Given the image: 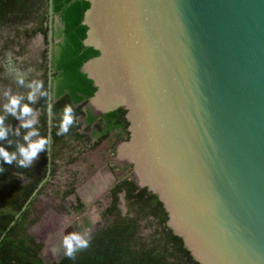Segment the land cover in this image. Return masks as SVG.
I'll use <instances>...</instances> for the list:
<instances>
[{
    "label": "water",
    "instance_id": "95a60500",
    "mask_svg": "<svg viewBox=\"0 0 264 264\" xmlns=\"http://www.w3.org/2000/svg\"><path fill=\"white\" fill-rule=\"evenodd\" d=\"M84 1L86 108L126 111L119 165L196 262L264 264V0Z\"/></svg>",
    "mask_w": 264,
    "mask_h": 264
},
{
    "label": "trees",
    "instance_id": "16d2710c",
    "mask_svg": "<svg viewBox=\"0 0 264 264\" xmlns=\"http://www.w3.org/2000/svg\"><path fill=\"white\" fill-rule=\"evenodd\" d=\"M33 3L34 0H0V30L5 23L20 21L22 12L31 8ZM52 6L53 12L60 14L63 29L59 33L61 41L51 58L55 81L51 90L55 100L52 102L51 99L50 107L51 156L69 145L70 139H88L84 132L97 120L96 116L82 109L96 87L80 68L87 60L98 55L97 50L82 43L87 31L82 19L89 3L84 0H52ZM39 31L46 34L45 30ZM2 75L0 64V83L4 82ZM45 87L46 82L35 104L41 111L39 125L34 126L38 138L47 137L48 133L47 107L50 101ZM22 103L33 106L28 98L22 99ZM67 105L73 109V122L67 131H61L62 114ZM125 114L126 111L119 108L102 116L106 127L102 128L98 123L93 129L97 143L115 129L120 130L118 136L129 135ZM83 116H86V127L80 132L81 122L78 119ZM20 122L16 116L6 114L4 124L8 132L0 140L9 154L16 153L11 163L0 160L3 169L0 172V264H199L185 248L182 239L166 226L168 216L157 196L145 187L139 188L129 177L121 180L112 190V203L104 212L108 222L89 238V247L80 250L75 258L65 255L58 262L45 263L38 255L41 243H37L28 233L26 215L34 192L49 170L47 144L38 151L39 156L35 161L28 166L19 165L18 160L22 158L19 146L25 144L27 131L21 126L15 128ZM120 192L125 195L127 212L124 216L118 208L117 195ZM140 221L146 222L144 225L148 234H142Z\"/></svg>",
    "mask_w": 264,
    "mask_h": 264
},
{
    "label": "flooded vegetation",
    "instance_id": "af4514ba",
    "mask_svg": "<svg viewBox=\"0 0 264 264\" xmlns=\"http://www.w3.org/2000/svg\"><path fill=\"white\" fill-rule=\"evenodd\" d=\"M21 15L20 21L5 23L3 27H7V30L9 29L12 32H19L20 47L23 49L20 56L21 59H25V62L16 66L12 65L11 60L17 57L18 52V49H14V53L6 56L9 59L8 63L0 55V64L7 66V78L11 82H15L14 96L27 98L34 82H42V87L35 93L34 101H31L33 103L31 107L33 113L30 118L35 122L27 128V134L35 129V125H39L41 111L35 104L44 91V82H46L45 88L48 93V101H50L47 107V125L49 114L51 118L48 108L49 105L51 107V99L52 102L55 100L52 98L51 91L53 85H55L51 71V58L53 50L57 48L56 45L61 41L59 33L63 29V24L60 14L53 12L52 0H34L32 7L24 10ZM40 29L45 30L46 34H41ZM50 33L51 42H49ZM25 49H30V53L25 54ZM49 52L51 54L50 59ZM19 59V57L16 58V60ZM86 104L87 102L82 109L93 115L91 110L86 108ZM102 116H96L97 120L89 125L90 129L88 131L84 132L88 139H70L68 141L69 145L63 147L61 151H56L53 156H51V140H48L47 133L46 155L49 170L46 178L39 184L37 192L33 195L34 198L31 200L29 209L34 212L33 208L36 207L48 214L51 206L60 207V209L58 208L59 213L57 212L55 217L50 218L47 214V216L41 214L40 218L45 222L46 230L38 227L33 229V233L44 244V252L51 257L58 258V260L65 255V248L62 244L65 235L75 232L89 240L99 228L108 222V216L104 215V212L112 203V190L121 180L128 177L130 179L132 176V167L124 164L119 165L118 160H116L119 144L127 141L129 138H126L129 135L118 136L120 130L115 129L105 139L97 143L98 138L97 135H93V129L98 123H100V127H106L105 121L101 120ZM85 118L86 116H83L78 119L81 122L80 132H83L86 127ZM27 119L29 117L23 118V120ZM20 125L21 122L15 128L18 129ZM49 128L50 125L48 130ZM37 139V134L30 137L32 141ZM27 143L28 141H25L23 146H26ZM101 145L102 147L99 148ZM96 148H99V150L96 151ZM38 156L39 152L31 162L35 161ZM92 168L94 169L92 170ZM43 187L46 190L44 194H40ZM71 190L73 191L71 192ZM122 195H124V192L117 195L118 208L124 216L127 208L125 195L123 198ZM35 198L38 199L37 202L34 201ZM95 210L99 212L98 216H95ZM129 215L134 216V214ZM36 219L39 220V218ZM140 224L142 227L146 222L140 221ZM47 232L54 234L49 235ZM34 234L32 236H35Z\"/></svg>",
    "mask_w": 264,
    "mask_h": 264
},
{
    "label": "clouds",
    "instance_id": "9594fccd",
    "mask_svg": "<svg viewBox=\"0 0 264 264\" xmlns=\"http://www.w3.org/2000/svg\"><path fill=\"white\" fill-rule=\"evenodd\" d=\"M22 82V81H21ZM32 90L28 94V100L34 101L35 93L38 89L42 87L41 81L34 82V85L31 86ZM4 95L8 96V92L6 91ZM21 96H9V100L7 103H4L0 106V140L7 135L8 127L5 126L4 120L6 118V114H12L17 117V119L21 120V127L28 128L32 125L35 121L31 118L27 120H23V117H30L33 113V109L31 108L30 104L22 103ZM73 109L71 105L65 106L62 114L60 129L61 131H67L68 126L73 122L72 116ZM18 131V130H17ZM36 135V130L33 129L29 131L25 136L24 140L28 141L27 146H19V153L21 155V159L18 160L19 165L21 166H28L31 160L36 157L38 151L42 150L45 145L48 143L46 137H40L35 141L30 140V137ZM16 158V153L13 152L9 154L8 150L0 144V160L4 162L11 163L13 159ZM3 169L0 167V172ZM62 244L65 248V255L70 258H75L76 254L82 250L89 247V240L82 237L79 233H70L63 237Z\"/></svg>",
    "mask_w": 264,
    "mask_h": 264
},
{
    "label": "rangeland",
    "instance_id": "374dc122",
    "mask_svg": "<svg viewBox=\"0 0 264 264\" xmlns=\"http://www.w3.org/2000/svg\"><path fill=\"white\" fill-rule=\"evenodd\" d=\"M1 35H0V50H1V55L3 57V60L5 62L8 63V60L6 58L7 55H10L11 53H14V49H18V52H17V57L16 58H20L19 60H16V58H13L11 61H12V65L13 66H16L20 63H23L25 62V59H21V52L23 51V49L20 47V39H19V35L18 33L19 32H12L11 30H7V27H3L1 30ZM19 47V48H18ZM30 49H25V54H29L30 53ZM6 64V63H5ZM2 69H3V81L4 82H1L0 83V106H2L4 103H7L8 100H9V96H14V88H15V82H11L9 78H7V75H8V68L7 66H2ZM17 85V84H16ZM8 92V96L4 95L5 92ZM20 91V90H19ZM27 146V145H26ZM101 146H99V148H101ZM99 148H96L95 150H99ZM94 150V151H95ZM94 168H92L93 170ZM102 172H103V167H102ZM46 188L43 187L42 190L40 191V194H44ZM56 196V195H55ZM35 202L38 201L37 198H35L34 200ZM123 206H125V204H123ZM58 208L60 209V207H53L51 206L50 209L48 210V214L46 211H40L39 208H36L34 207L33 208V211L32 212L30 209H29V213L26 215L27 217V222L28 223V233L30 235L34 234L33 232V229H36L37 227L38 228H41L43 230H46V227H45V222L40 218L41 214H43V216H47L52 218L56 216L57 212L59 213V210ZM94 208V207H93ZM47 214V215H46ZM95 216L99 214L98 211L95 210L94 212ZM60 216V214H59ZM36 218H39V220H37ZM93 218V217H92ZM65 219V218H64ZM60 220L64 221L63 219L60 218ZM66 222H68V220L65 219ZM97 221V220H96ZM98 224V223H97ZM141 230H142V234L143 235H146L148 234V230L145 228V225H143L141 227ZM49 233V235L51 234V232H47ZM54 234V233H52ZM51 234V235H52ZM35 235V234H34ZM34 240L37 242V243H41V248H40V251H39V256L43 259V261L45 263H52V262H56L58 260V258L56 257H51L49 255H47V253L44 252V247H43V242L40 238H38L36 235L33 236ZM43 250V251H42ZM65 256V255H64Z\"/></svg>",
    "mask_w": 264,
    "mask_h": 264
}]
</instances>
